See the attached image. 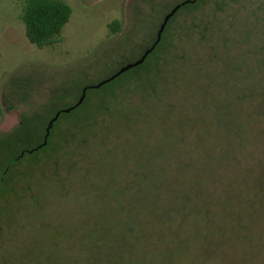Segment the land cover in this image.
<instances>
[{
  "label": "rangeland",
  "instance_id": "obj_1",
  "mask_svg": "<svg viewBox=\"0 0 264 264\" xmlns=\"http://www.w3.org/2000/svg\"><path fill=\"white\" fill-rule=\"evenodd\" d=\"M22 1L0 0L3 133L26 119H42L44 128L85 85L140 58L165 15L183 0H64L70 19L58 40L42 48L25 35ZM185 9L168 26L156 69L137 80L124 75L123 87L103 88L113 96L88 88L86 94L96 96L88 104L100 108L102 97L108 110L93 109L87 131L66 121L85 117L80 106L59 113L57 120L65 122L52 144L25 153L7 177L0 193V252H10V264H34L24 251L39 229L31 228L29 238L21 233L22 193L35 191L28 182L40 195L43 182L66 183L60 187L71 191L79 184L72 205L96 200V208L73 207L56 217L64 233L58 239L65 241L61 250L46 247V264H87L90 258L107 264V253L121 251L114 239L103 246L106 256L94 244L74 242L90 228L114 236L131 232L137 241L149 237L143 246L134 244L133 256L124 255L128 264H264V0H201ZM113 20L121 25L117 32L109 27ZM36 156L41 167L31 164L29 171L28 160ZM24 173L30 174L18 178ZM44 202L48 213L70 205L55 197ZM101 217L114 228L98 226Z\"/></svg>",
  "mask_w": 264,
  "mask_h": 264
},
{
  "label": "trees",
  "instance_id": "obj_2",
  "mask_svg": "<svg viewBox=\"0 0 264 264\" xmlns=\"http://www.w3.org/2000/svg\"><path fill=\"white\" fill-rule=\"evenodd\" d=\"M183 1H185V0H183ZM200 2H201V0H193L192 2H185L183 5H181L176 10V12L168 19V21H167V23H166V25H165L162 33H161V37H160L159 42L155 45V47L151 50V52L146 56V58L143 60V62L134 66V67L127 69L126 71L122 72L120 75L116 76L115 78H113L109 82L104 83L101 86L97 87L96 96L100 95V92H102V91H103L102 97L112 95V92H110V90L105 91V90H103V88L111 87V85L113 83H118L119 88L121 86L123 87L124 84H123L122 78L124 75H129V74L133 75V78L135 80H137L138 77L142 76V78H143L144 76L149 75L154 68L156 69L157 65L159 63H161V61H158L159 57L157 56V54L159 52L163 51V47H164L163 42L166 39V32L168 30L169 24L172 22L174 17L181 10H186L185 8H191V7L197 6ZM71 13H72L71 6L68 3H66L64 0H23L22 4H21L20 18L24 24L25 35H26L28 41L31 44H34L40 48L53 44L54 42H56L58 40L59 36L61 35L62 29H63L64 25L69 21ZM120 26L121 25L117 20H113L109 24V27H110L112 32H117L120 29ZM150 46H148V47H150ZM81 92H82V90L80 91L77 100L73 104L67 105V106H62V108H58L57 110H55L53 115H51L49 120L44 124V128H39L40 120H42V119H35V120H33L34 123H29V124H26L27 123L26 122L27 119H26V120H24V124H22L20 126V129L18 128L19 127V124H18L16 126V129H14L13 131H10L8 133L0 132V193L6 189L7 177L13 175L17 165L22 163L23 156L25 153H30V152L36 151L38 149H42L45 147V145H47L48 143H51V139L55 137V135H54L55 130L57 129V127L59 125H61V123H64L65 121H63V122L59 121V120H57L58 119V117H57L53 121L52 126L49 129L48 135L46 136V128L49 126L50 120L56 115V113L58 111H60V113L65 112L63 109H66V108H69V107L75 105V103L78 101V99L81 95ZM50 95L52 96L53 93L50 92ZM91 96H93V95L92 94H86V92H85V96H84L82 102L78 105L81 107V109H83L84 113H83V115H81V116H85L83 119L82 118H80V119L75 118L76 116H74L72 119L66 120L68 122L69 121L74 122L75 125L79 124V126L81 127L80 128L81 131L83 129L87 131V128L89 127L90 122H91L88 115H91V113L93 112V109H96L91 104H88ZM96 96H93V97H96ZM102 97L100 98L101 107L97 108L96 111L100 110V109H102L103 111L108 110V105H104L102 103ZM78 106L74 107L73 109L77 108ZM73 109H71V110H73ZM90 109H91V112H88V111H90ZM70 111H68V112H70ZM1 115H2V108L0 106V116ZM23 115H25V114H23ZM55 122L58 123L56 126H55ZM32 126H33V129L31 128ZM203 135L204 134H200L201 139L203 138ZM45 136H46V143L44 144L43 142H44ZM62 139H64V138L62 137L61 140ZM61 143H65V142H63V140H62ZM55 152H56V148L54 146L53 152L49 155H52V157H53V155L56 156ZM57 153L60 154V151ZM43 154H45V153H43ZM46 154H48V153H46ZM37 156L35 158L28 160V168L31 164H37V163L39 164V161L37 160ZM39 167H41L40 164H39ZM29 171H30V168H29ZM29 174H27V175L25 173L19 174L18 178H20V175H26L25 177H28ZM39 174L41 176H43L41 174V172ZM43 178H44V176H43ZM50 182H51V180H50ZM28 183H31L34 186L35 191L33 192L34 194L29 193V192L26 194L22 193V195H24V197H23L24 201H22V203L24 204V206H23L24 208H22L23 209L22 210V220L26 221V223H25L26 225H24L23 228L21 229V230H23L21 233H24L25 237L29 238V233H30L31 228H33V229L37 228L39 230H38V233H36V235H35L36 238H34L32 240L33 242L31 241V243H30V244L35 243L34 246L28 252L24 251V253L28 254V255H26V258L28 261H31V263L33 262L34 264H46L44 262H41L42 258L44 256L48 257L50 254V253H47L46 247H50L53 244V246L55 248H57L58 250H61L62 245H60V243L65 241V237H63V235H61L62 239H58L59 235L64 234V233H63V231L57 230V227L55 224L58 222V219L56 217L61 216V215H66L67 212L70 214L71 210L74 209L73 207L76 208L78 206H81L83 208V211L89 210L92 208H96V200L92 199V201L89 202L90 198L87 197L86 198V200L88 201L87 203L84 202V204L83 203L79 204L77 202L76 204L72 205L71 202L73 200L74 195L75 194L78 195V191H81L83 189V188H81V186L79 184L77 185L75 191H71L67 186L66 187H60L66 183H62L61 185L59 183L58 185H60V186H58L56 188V183H58V182H54L53 187L51 186L52 184H50L49 182H45V183L43 182L42 186L45 187L46 191H44V194L40 195L38 193L40 192L41 189L38 190V188L36 187V183H34V182H28ZM25 188H26V185H25L24 189ZM27 191H28V189H27ZM69 192H71L72 195H71L70 199L65 200L64 198H66V194ZM95 192L96 191H94V193ZM45 194H46V196H45ZM80 194L81 193H79V195ZM38 195L40 196V198H38L39 197ZM51 197H55V198L61 200L63 203L67 202L69 204V202H70V205L63 207L60 204L61 211H54L52 213H48L47 212V206H45L44 201L50 199ZM81 198H82V196H81ZM29 205H30V208H29ZM67 207L70 208L68 211H67V209H68ZM15 210L16 209L12 206L10 207V210H8L9 212H11L10 221H13L12 214H14ZM83 211H81V212H83ZM74 212L78 213V211H76V210ZM81 212H79V213H81ZM71 213H73V212H71ZM0 215H1V213H0ZM38 218H40L44 222L40 224V223H37L36 221H34L35 219H38ZM101 220H102V222L97 221L96 224L98 226H103V227H106L109 229L114 228L113 225H109L112 223H106L104 217H101ZM0 222H1V220H0ZM30 222L33 224L32 226L29 225ZM3 223L8 224V222H6V221L2 222L1 227L6 226ZM46 225L51 227L52 231L50 233H46L43 231L45 229ZM78 225H79V228H81V225L80 224H78ZM10 227H11V225H9V228ZM79 228H77L78 231H79ZM44 233L46 234V236L44 235ZM114 234H116V235L114 236L113 232H110V231L100 233V232H96L92 228H90V231L84 229L80 233V235L82 237L74 239V242L81 243V244H83V242L88 243V244H94V245H96L97 248L101 249L100 251L102 252V255H105L107 253V250L103 249V246L106 245V242H111V240L114 239V242L119 244L121 251L116 255L111 254V253H107V254L111 255V260L108 261L107 264H128L124 255H126L128 257L133 256L134 244L135 245L140 244L143 246L144 244L150 242L149 237H145V238L139 237L138 238L139 241H137L136 239L133 238V236L131 235L132 234L131 232H122L121 233L119 230H117ZM124 242H125L126 246L123 248L122 244ZM127 242H131V243H133V245H127ZM28 244L29 243H27V245ZM150 244H152V243H150ZM149 245L147 247H150ZM58 246H61V247H58ZM96 247H94L93 250L96 251ZM51 248H52V246L48 249L50 250ZM57 249H55L53 254L56 251H58ZM151 251L152 250L146 251V255L149 254ZM61 252H59V254L57 252V255H58L57 258H59L61 256V254H60ZM7 254H10V252L9 251L0 252V264H10L11 263L9 256ZM14 255L18 256L19 251L17 250V252L14 253ZM19 261H20V259L18 260V262ZM58 263H60V262H58ZM50 264H54V262H51ZM87 264H100V262L97 261L96 258H90L89 262Z\"/></svg>",
  "mask_w": 264,
  "mask_h": 264
},
{
  "label": "water",
  "instance_id": "obj_3",
  "mask_svg": "<svg viewBox=\"0 0 264 264\" xmlns=\"http://www.w3.org/2000/svg\"><path fill=\"white\" fill-rule=\"evenodd\" d=\"M190 0H185V1H182L180 3H177L166 15L165 17L163 18L159 28H158V31L156 33V38H155V41L152 43V45L150 47H148L147 49L144 50L143 54L141 55L140 58H138L137 60L133 61V62H130V63H127L123 66H121L114 74L110 75L109 77L101 80L100 82L96 83V84H89V85H85V87L82 89V92H81V95L78 99V101L75 103V105L69 107V108H66V109H63L64 111L68 112L70 111L71 109H73L74 107L78 106L84 96H85V92L88 88H97L99 86H101L102 84L104 83H107L109 82L110 80H112L113 78H115L116 76L120 75L122 72L126 71L127 69L131 68V67H134L140 63L143 62V60L146 58V56L151 52V50L155 47V45L159 42L160 40V37H161V33L168 21V19L176 12V10L181 6L183 5L185 2H189ZM60 113V111H58L56 113V115L50 120L49 122V126L46 128V136L48 135V132H49V129L50 127L52 126V123L53 121L57 118L58 114ZM46 136L44 137V144L46 143Z\"/></svg>",
  "mask_w": 264,
  "mask_h": 264
},
{
  "label": "flooded vegetation",
  "instance_id": "obj_4",
  "mask_svg": "<svg viewBox=\"0 0 264 264\" xmlns=\"http://www.w3.org/2000/svg\"><path fill=\"white\" fill-rule=\"evenodd\" d=\"M193 0H190L189 2H192Z\"/></svg>",
  "mask_w": 264,
  "mask_h": 264
}]
</instances>
